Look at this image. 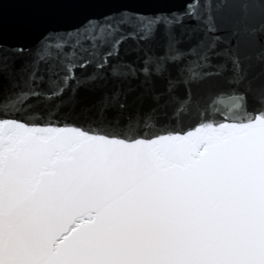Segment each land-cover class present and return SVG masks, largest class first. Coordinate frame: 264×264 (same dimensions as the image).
<instances>
[{"label": "snow or ice", "instance_id": "1", "mask_svg": "<svg viewBox=\"0 0 264 264\" xmlns=\"http://www.w3.org/2000/svg\"><path fill=\"white\" fill-rule=\"evenodd\" d=\"M194 7L186 0L183 19L177 10L157 12L143 31L161 20L173 25L169 16L181 27L184 19L194 20ZM119 15L124 19L100 27L97 36L90 20L87 39L103 36L105 28L121 31L134 13ZM161 37V61L179 62L196 47L180 49L184 41L174 28ZM127 38H118L117 49ZM232 63L228 83L243 79L235 56ZM211 67L203 54L178 71L189 85L226 68L205 71ZM166 70L164 63L154 67L158 76ZM38 71L30 79L43 82ZM142 72L148 75V67ZM176 83L169 79L165 91L172 93ZM40 96L38 86L0 94V102L18 106L15 114L0 111V264H264V104L245 107L242 117L145 134L125 116L124 103L101 105L94 127L25 119ZM191 101L188 88L176 111Z\"/></svg>", "mask_w": 264, "mask_h": 264}, {"label": "water", "instance_id": "2", "mask_svg": "<svg viewBox=\"0 0 264 264\" xmlns=\"http://www.w3.org/2000/svg\"><path fill=\"white\" fill-rule=\"evenodd\" d=\"M185 2L0 0V94L7 96L18 89L38 86L41 96L32 102L34 107L25 119L84 127H94L92 120L101 105L112 109L124 103L125 116L130 115L145 134L190 129L198 121L242 117L245 107L252 110L264 104V0H190L195 6L189 9L194 20L184 19L178 27L175 16H169L173 25L161 20L159 24L152 23L151 32L143 31L142 26L152 22L157 12L177 10L183 19ZM122 10H131L134 15L128 17L127 24L120 25L121 31L105 28L103 36L87 39L89 34L84 29L90 20L96 21L92 35L97 36L100 27H115L124 19L119 15ZM109 16L110 21L105 19ZM137 16L146 19L139 20ZM173 28L184 41L180 49L196 47L179 62L168 63L159 59L164 53L161 32ZM209 28L215 31H208ZM68 32L75 35L68 36ZM120 36L128 38L117 49ZM78 40L79 45L73 48ZM57 42H62V46L57 48ZM213 42L216 47L208 49L207 45ZM175 51L170 49V54ZM70 52L75 55L70 56ZM108 53L111 55L105 59ZM203 54L211 57L213 65L205 71L213 72L217 65H225V70L219 76L185 85L182 81L186 74L178 69ZM233 56L239 61L243 79L228 83L235 73ZM149 57L146 65L144 61ZM157 63L167 67L159 76L154 73ZM144 67H148V75L143 74ZM36 68V75L44 76L43 82L30 79ZM90 76L96 78L90 80ZM169 79L177 81L172 93L165 91ZM188 88L192 101L186 111L177 112L178 102L185 98ZM157 95L159 100L154 99ZM17 110L18 106L0 102V111L15 114Z\"/></svg>", "mask_w": 264, "mask_h": 264}]
</instances>
